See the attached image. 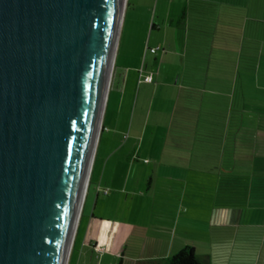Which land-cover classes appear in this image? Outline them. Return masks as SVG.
Wrapping results in <instances>:
<instances>
[{
  "label": "water",
  "instance_id": "obj_1",
  "mask_svg": "<svg viewBox=\"0 0 264 264\" xmlns=\"http://www.w3.org/2000/svg\"><path fill=\"white\" fill-rule=\"evenodd\" d=\"M120 0H0V264H64Z\"/></svg>",
  "mask_w": 264,
  "mask_h": 264
},
{
  "label": "rangeland",
  "instance_id": "obj_2",
  "mask_svg": "<svg viewBox=\"0 0 264 264\" xmlns=\"http://www.w3.org/2000/svg\"><path fill=\"white\" fill-rule=\"evenodd\" d=\"M181 3V0H136V3L132 4L130 0L125 9L126 13L123 12L117 40L118 57L116 63L115 60L113 61L104 107V130L100 140L97 139V155L94 152L89 181L71 246L73 251H70L68 257L69 264H76L81 255L97 256L92 259L83 258L81 264H100L102 261L100 256H115L112 249L107 247L109 235L103 238L102 235L97 234L95 229L97 224L99 226L102 224L107 233L115 224L133 225L134 228L127 239L125 256L129 255L135 243L141 245L144 239L145 222L148 218L152 193L147 187L148 180L151 177L153 180L163 177L167 173L165 167L159 164L161 158L166 155L165 145L170 152L172 150L171 144L168 146L165 142L167 141L165 140L166 130L167 128L171 131L176 129L180 113H182V98L179 96L176 85L173 84L175 78L173 75L178 70L176 58L172 55L173 48L166 49L171 55H168L169 64L159 73L160 82L164 84L161 87H157L155 81L154 84L144 85L137 73L135 77L128 76L127 84L125 83L124 88L118 90L122 84L120 72L128 65L139 66L144 61L149 39V22L161 28L152 31L149 45L155 46L160 43L163 34L168 32L170 40L168 46L171 44L172 47L170 37L175 27L169 26L168 21H164V17L174 19L180 11ZM239 7L244 12L243 52L246 55L250 53L249 51L261 49L263 57L261 79L264 83V0H246L245 4ZM147 55V62H152L153 57L148 51ZM255 121L258 125V118H253L251 114L245 116L242 146L239 144L237 148L228 147L230 151L226 149L223 164L219 166L220 169L229 171L235 160L236 163L240 161L239 165L234 166L235 168L246 169L244 187L247 207L243 209L245 212L243 217L247 222L252 221L254 214V205L249 207L248 203L253 204L255 200H260L264 206V174L254 175L252 172L254 167H258V164L253 163L254 153L257 150L255 145L257 141L253 133L254 128L257 127L254 125ZM261 125H263L262 133H264V117ZM230 132V136H234V131ZM170 155L172 156V153ZM106 159H110L111 170H108L104 178V185L107 187L105 190L111 192L109 195L99 194L97 197L96 185L102 164ZM210 167L214 166L198 165L197 173L200 177L198 183L206 188L198 190L196 197L190 200L193 205L192 214L197 215L198 228L191 233L184 230L180 232L184 240L182 248L187 242L190 246L196 247L197 254H209L213 256L214 264H222L223 256H237L236 252L230 251L233 231L222 226L227 223L226 215L241 207L242 199L239 197L243 195V180L242 177L239 179L230 177V187L227 188L229 183L227 177L218 176L220 169H215L214 172H209L215 177L211 183L210 175L205 176L209 173L204 172L205 168ZM170 173L177 176L178 171L174 170ZM202 174H204L203 177ZM214 182L215 188L212 191L209 186ZM103 191L101 190L102 193ZM90 222L92 227L88 233ZM255 233L257 234L258 231L246 229L245 238H250L246 239V246L251 251L247 253V256H255L253 253L256 244L254 243L258 241ZM85 239H87L86 244ZM82 245L85 246L83 253ZM93 245L96 246L95 249ZM104 248L106 252H98V249ZM262 256L264 259V254Z\"/></svg>",
  "mask_w": 264,
  "mask_h": 264
},
{
  "label": "crops",
  "instance_id": "obj_3",
  "mask_svg": "<svg viewBox=\"0 0 264 264\" xmlns=\"http://www.w3.org/2000/svg\"><path fill=\"white\" fill-rule=\"evenodd\" d=\"M130 0H126L124 12L126 11V6ZM132 4L136 3V0H131ZM181 7L180 11L174 19L170 17H164V21H168L169 26L175 27L173 32L171 33V40H172V47L171 44L168 46L169 40V33H164L162 40L160 43H157L155 46L149 45V41L151 39L152 31L160 30V26L154 24L153 22L148 23L149 27V39L147 44V50L144 56V61L140 63L139 66L135 65H128L123 68V71L120 72L121 78V86L118 87V90L124 88L123 86L125 83L127 84L128 76L135 75L138 73L139 79L142 81L144 85H151L156 83L157 87H161L162 82H160V72L162 68L169 64V57L171 55L166 51L167 48H173L172 55L176 58L177 68L178 70L174 73L173 77L174 81L173 84L176 85V89L179 92V96L183 99L182 106V113L180 114V120L176 125V129L171 131V129L167 128L166 130V137L167 139L166 144L170 146L172 149L171 152L168 150L167 146L165 145L166 155L164 158L160 160V166L165 167L167 173L163 177H158L154 179L151 177L148 180V189L151 190V201L150 206L148 209V218L145 222V236L144 239L140 244H136L131 247L128 256H125V251L127 249L126 243L128 236L131 234L133 230V225H121L115 224L112 228L109 229L108 233L102 224H97L95 229L97 234L102 235L105 238L109 235L108 239V248L112 249V252L115 256H100L102 261L100 264H138L140 261L145 260H155V259H163L172 256L178 250L182 248V243L184 240L181 238L183 235L180 231H186L191 233L193 230L198 228V221L197 215L192 214L193 205L191 204L190 200L193 197H196L198 190L202 188H206L203 184L199 185V174L198 172V165H213L214 167L205 168L204 172H214L215 169L219 170V166L223 164V157L225 152L223 153V157L220 158H212L208 156V152L206 151V156H198V145L196 143V139L193 136V129L194 126L188 123V110L187 104L185 99H189L192 96H195L199 91L197 90L196 85L200 83L205 84H214L213 80L216 79V75L211 72L205 73H197L195 68L201 69H210L214 58L208 59L207 56L198 55L200 53H207L210 51V48L215 46V37L217 35L223 34V29L227 30L226 24L227 21L233 20V22L237 23V32L235 34V41L232 46V52L237 54V59H233V65L236 66V63L242 61H250L253 60L254 67H256V61H258V67L260 68V59L262 56L261 49L249 51L250 53L243 52V25H244V12L241 10L240 5H244L246 0H181ZM189 3V4H188ZM190 7L188 12V20L187 26L188 31L191 34V42H190V49L195 55H190V58L186 55L188 49V40H187V30L178 29L176 27V22L181 11L186 7ZM126 13V12H125ZM124 15V14H123ZM126 15V14H125ZM134 18V17H133ZM123 20V18H122ZM147 20V19H146ZM187 28V27H186ZM178 31V33L176 32ZM213 37V39L211 38ZM237 39V40H236ZM159 48L156 53H151V49ZM117 49V45H116ZM168 49V50H169ZM227 50V49H226ZM118 51L115 50L114 60L115 63L118 57ZM147 51L153 57L152 62H147ZM228 51V50H227ZM213 59V60H212ZM113 60V61H114ZM226 61H230L225 59ZM223 59V62L225 61ZM237 60V62H236ZM219 61V60H218ZM222 61V59L220 60ZM222 63V62H221ZM113 70V66H112ZM112 72V71H111ZM152 76V81L150 83L145 82L144 78L148 75ZM113 78V77H112ZM111 79V75H110ZM195 79L199 81L196 82ZM222 79V78H221ZM167 81V80H166ZM221 81V80H220ZM234 81V80H233ZM255 84H259L260 81L254 78ZM236 82V81H234ZM164 83V82H163ZM166 83V82H165ZM233 83V82H232ZM238 83V81L236 82ZM110 84V80H109ZM166 85V84H165ZM111 86V85H110ZM109 89V86H108ZM108 92V91H107ZM122 92V91H121ZM230 94V93H229ZM107 98V96H106ZM106 102V100H105ZM105 110V108H104ZM102 116V123H101V131L99 133L98 139L102 137L103 130H104V111ZM237 133L233 137L232 144L231 141L225 140V144H223L224 149H229L233 147L237 148L240 144L242 146V141L240 140L242 132L244 131V126L237 127ZM258 133L255 141L253 144L257 145V150L255 151V159H253L254 164H258V167H254L252 172L255 174L262 175L264 174V133H262L261 125H258L254 128ZM235 132V131H234ZM236 139V140H235ZM171 141V142H170ZM254 141V140H253ZM207 141L206 149L210 148V144ZM236 145V146H235ZM239 145V146H240ZM172 153V156L170 155ZM97 155V148L95 151ZM258 161V163H257ZM234 164L229 171H224L225 169H220L218 172V176H224L228 179V186L230 187V177H236L239 179L242 177L243 185L242 191L243 195L239 197L242 199L241 207L237 209V211H233L231 214L226 215V224L222 227L226 229H232L233 231V239L232 243L230 244L231 252H236L237 256H223L222 264H264V259L262 254H264V206L260 203V200H255L253 204L248 203V206L254 205L253 210L254 214L252 217V221H245L243 214L245 213L243 209L247 207L246 203V194H245V184L244 179L246 178V169L240 167H234L240 164V161L236 163L233 160ZM230 163V162H229ZM95 164V163H94ZM93 164V166H94ZM263 165V166H262ZM110 166V159H106L105 162L102 164V170L100 173V177L97 181L96 185V192L97 197L99 194L109 195L111 191H107L106 194L102 193L101 190H105L104 185V178L106 174H108V170H111ZM244 166V165H242ZM174 170L178 171L177 176H174ZM234 173H237L236 175ZM242 173V174H241ZM252 173V174H253ZM204 174H202L203 177ZM210 175L211 183L214 181L215 177L213 173L205 174L207 177ZM110 177V175H109ZM210 181V180H209ZM112 188V184H110ZM215 182L211 186H209L210 190H214ZM99 189V190H98ZM154 198V200H153ZM157 198V200H156ZM98 198H96L97 200ZM154 202V203H153ZM214 209V208H213ZM229 221V222H228ZM92 223L90 222L88 227V233ZM95 225V224H94ZM222 228V229H223ZM246 229L258 231V233L254 234L258 236V241L254 246V255L255 256H247V253L250 252L249 247L246 246ZM100 230V231H99ZM252 235V234H250ZM93 239H91L92 241ZM96 240V239H94ZM186 242V241H185ZM84 243H87V239H85ZM97 244V243H96ZM189 245L187 242L184 243V246ZM252 245V243H250ZM74 246V245H73ZM183 246V247H184ZM190 246V245H189ZM94 249L96 248L95 245L92 246ZM194 247V246H192ZM85 246L82 245V253ZM105 249V248H104ZM196 252V247H194ZM257 249V250H256ZM73 249L71 250V252ZM106 252V249H105ZM197 254V253H196ZM252 254V255H253ZM206 264H214L213 263V256L209 254H197ZM97 258V256H79L76 264H81L83 258L92 259ZM69 264V262H68Z\"/></svg>",
  "mask_w": 264,
  "mask_h": 264
},
{
  "label": "trees",
  "instance_id": "obj_4",
  "mask_svg": "<svg viewBox=\"0 0 264 264\" xmlns=\"http://www.w3.org/2000/svg\"><path fill=\"white\" fill-rule=\"evenodd\" d=\"M189 10L190 7L186 6L181 11L176 27L187 30L188 49L186 55L190 58V55L195 54L190 49L191 34L187 26ZM237 23L233 20L227 21V30L223 29V34L214 38L215 46H212L207 53L198 54L207 56L208 59L214 58L210 69L195 68L200 74L207 71L215 74L214 84L203 82L197 84L199 93L185 99L188 110L187 120L189 124L194 126L193 136L196 139L198 156L200 157L206 156V151L208 156L212 158L223 157V153L226 152L223 147L225 140H233L238 130L237 127L244 126L247 114H251L253 118H258V125H261L263 121L264 83L261 79L263 57L261 56L260 59V68H257L258 61L254 67L253 60H241V62L236 63V66L233 65L235 64L233 59H237V54L231 51L235 41L236 29H238ZM211 38L213 39V37ZM221 59L222 61H220ZM223 59L230 61L225 60L223 62ZM254 78L258 79L260 83L255 84ZM233 80L238 81V83ZM195 81L198 82L199 80L195 79ZM182 108L184 106L181 107V112ZM254 125H257L256 121ZM230 131H235L234 136H230ZM253 133L257 135L256 130ZM240 140L242 141V138ZM207 141H209L210 148L206 149ZM138 264H206V262L196 254L194 247L186 245L170 257L140 261Z\"/></svg>",
  "mask_w": 264,
  "mask_h": 264
},
{
  "label": "bare ground",
  "instance_id": "obj_5",
  "mask_svg": "<svg viewBox=\"0 0 264 264\" xmlns=\"http://www.w3.org/2000/svg\"><path fill=\"white\" fill-rule=\"evenodd\" d=\"M125 4H126V0H120L118 16H117V21H116V26H115V38H114V43H113V48H112V54H111V58H110V62L108 65L107 72L105 74V79H104L103 88H102L101 106H100L99 114H98V117L96 120L95 129H94L93 146H92L89 162H88V165H87V168L85 171V175H84V179H83V187H82L80 200H79V204H78L77 215H76V219L74 222V226H73V230H72V237H71L67 257H66L64 264L68 263V257H69L70 251H71V246L73 243V237L75 234V230H76L77 223H78V218H79L80 211H81V205H82V202H83V199L85 196V192L87 189L88 181H89V175H90V170H91V166L93 163V157H94V152H95V148H96V144H97V139H98V136H99V133L101 130L103 110L105 107V100H106V96H107L109 80H110V75H111V71H112L113 60H114V56H115V50H116V45H117V40H118L119 31H120V27H121V21H122V16H123Z\"/></svg>",
  "mask_w": 264,
  "mask_h": 264
},
{
  "label": "built area",
  "instance_id": "obj_6",
  "mask_svg": "<svg viewBox=\"0 0 264 264\" xmlns=\"http://www.w3.org/2000/svg\"><path fill=\"white\" fill-rule=\"evenodd\" d=\"M158 50H159V48H154V49H151L150 51H151V53H156ZM144 81L150 83L152 81L151 74L148 75V76H146L144 78ZM103 193L106 194L107 193V190H104ZM104 251H105V249H98V252H104Z\"/></svg>",
  "mask_w": 264,
  "mask_h": 264
}]
</instances>
